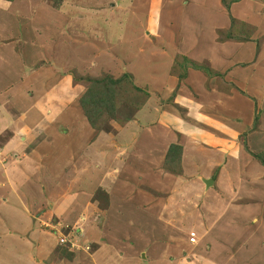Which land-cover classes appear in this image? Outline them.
Segmentation results:
<instances>
[{
	"label": "crops",
	"instance_id": "0c3cea01",
	"mask_svg": "<svg viewBox=\"0 0 264 264\" xmlns=\"http://www.w3.org/2000/svg\"><path fill=\"white\" fill-rule=\"evenodd\" d=\"M166 2L171 5L164 6L165 14L168 15V20L163 23L164 28L157 29L152 22L145 27L151 30L150 35L144 34L148 38L157 37L160 44L162 34L168 35L171 31L179 30L173 38L177 40L178 46L171 55L172 60L166 74H163L167 76L170 67H174L186 72V78L180 83L178 78L168 75L159 84L167 87L169 84L180 86L181 93L177 102L181 106L180 110H185L188 115L183 117L163 110L164 112L155 114L158 116L156 118L146 112L158 104L151 97L145 107L137 112L134 122L115 129V140L122 145V148L117 149L124 151L120 155L119 151L115 152L117 149L111 151L114 141L109 144L107 135L98 134L95 137L96 134L88 130L87 118L78 105L71 107L69 98L65 97L66 100L60 96L65 89L78 90L72 86L71 74L57 71L55 63L54 66L48 65L35 70L28 76H25L23 69L16 67L15 72L10 74L15 80L6 85L9 87L8 94L0 95V106L7 107L9 104L15 111L12 118H7L14 119L13 124L9 123L10 130H13L10 131L12 137L0 144L2 182L5 181L6 186L12 188L14 196V200L8 198L4 201L12 202L11 205L17 210L27 214L34 226V223H46L43 222L44 219L52 216L66 219V214L80 208L78 201L87 206L91 204L93 194L100 188L104 189L110 194V227L114 231L127 228L131 232L128 240L139 247L140 242L133 240V232L141 230L149 233L153 219L156 222L157 214L151 208L156 201L150 195V189L157 187L165 191L169 186L172 192L166 195L168 201L165 203L171 204L176 199L174 202L178 207L175 204L173 207H162L158 203L159 225L163 224L165 227L164 223L175 220L176 223L171 222L176 224L175 228H181L182 232L187 231L195 237L198 230H204V234L201 232V236L197 237L202 239L199 242L207 241L208 245L204 250L202 243L198 248L195 245L188 248L186 243L185 251L191 256H197L199 250V255L189 258L190 261H180L183 257L178 255L173 260L171 256L177 251L169 248L167 252L161 243L156 254L152 250V243L151 249L150 246L147 247L143 235L142 248L146 247L149 254H142L139 264H264V167L250 155L264 151V2L241 0L230 4L228 10L223 0ZM0 4H19L21 8L27 6L34 9L29 16L18 14V17L13 15L10 19L19 29L24 28L21 25L30 24L39 39H42L39 29L43 25L51 27L53 40H56L53 31L57 30L58 23H62L61 27H66L70 22L66 9L76 6L69 0H64L60 9L36 0H0ZM232 19L236 22L234 26ZM245 25L254 29L253 34L250 33L247 38L237 33L238 26ZM205 29L211 34L205 33ZM224 33L230 36L224 37ZM83 39L86 40V37ZM33 40L29 48H32L31 52L38 54L41 44L33 43ZM4 41L2 39L0 43L10 45ZM160 45L162 55L166 57L167 47L165 44ZM14 52L15 55L18 54L17 49ZM29 58L28 56L27 60ZM178 58H186L209 67L218 75L209 78L187 63L178 66ZM221 78L238 89L232 96L224 94L217 86ZM207 83L210 90L206 88ZM147 86L151 88L150 84ZM186 86L193 88L197 98L188 96ZM26 88L36 91L30 101L24 97L23 90ZM43 90L46 94L41 96L40 92ZM7 96L10 97L9 102L3 103ZM22 101L29 103L32 116L22 106L19 107ZM259 115L261 128L255 132V121ZM146 116H154L157 123L153 126H134L135 122ZM30 118L32 121L37 119L33 129L27 125ZM5 132L7 130L0 132V137ZM39 137L42 139L36 142ZM171 145L183 147L182 174L172 180L167 179V175L161 171ZM76 171L80 175L78 178L73 177ZM137 172H141V178H138ZM46 175L54 181L57 190L49 191L47 185L41 184L49 180ZM206 181H213V185L207 188ZM69 182L76 190L69 189L66 192L68 196L60 199L59 192L63 189V184ZM89 182H95V185L88 196H83L87 194L84 190ZM254 185L258 186L257 189L259 186L262 188L261 204L255 209L251 205L240 207L244 200L259 198L257 190H253ZM212 189L218 192L215 193V204L209 205ZM47 200L48 210L45 208ZM198 216L201 217L200 221ZM136 217H140L141 221ZM204 217L207 218L203 220ZM202 222L208 226L201 225ZM181 224L186 225V228ZM29 229L25 235L29 238L20 241L30 250L27 262L42 264L46 260L42 258L44 250H40V244L35 245L36 241L29 240L33 233ZM95 238L96 246L101 244L96 248L95 256L100 257L107 246L104 247L97 236ZM118 256L112 254L109 261Z\"/></svg>",
	"mask_w": 264,
	"mask_h": 264
},
{
	"label": "rangeland",
	"instance_id": "374dc122",
	"mask_svg": "<svg viewBox=\"0 0 264 264\" xmlns=\"http://www.w3.org/2000/svg\"><path fill=\"white\" fill-rule=\"evenodd\" d=\"M36 1L50 4L52 7L53 5H60L58 9L62 8L64 2V0ZM69 1L70 3H74L76 6H73L70 10L66 9V14L70 18L69 24H67L66 27L63 26V29V27H61L62 23H58V32L57 30L53 31V34L56 35V40H53L51 27L43 25V27L38 31L42 37V39H39V35H35V31L32 30L33 28L30 24H24V26L21 25V27L24 28L19 29V26L15 24L12 19H10L13 15L17 16L18 14L29 16L30 12L32 13V10L34 9L27 6L26 8H21L19 4H15L14 6H3L0 4V40L5 39V43H10V45L0 43V95L8 94L9 87L6 85L15 80V78L10 76V74L15 72L16 67L23 69L25 76H28L35 70H39L42 67L48 65L54 66L55 63L57 64V71L64 73L68 72L71 74L73 78L72 86L73 88L76 87V89H78H65L64 93H62L60 96H63V99L68 97L69 105H71V107H76L78 105L83 114L84 111L81 108L80 100L86 93L88 87L87 78H100L102 76L109 75L119 79L125 74H131L133 77V82L142 90L147 91L150 94V98L152 97L154 102L158 103L157 105L152 106L153 109H148L146 111L147 113L155 115L161 113L164 110L167 112H175L183 117L188 115L185 110H180L181 106H179L177 102L181 93L180 86L175 87L174 85L172 86L169 84L167 87L159 84L163 82L164 77H167L168 75L178 78L180 83L182 81L184 82L186 78V72L179 71L178 68L174 67H170V71H168L167 76L163 74L168 70L170 61L172 60L171 55L175 53L176 47L178 46L177 40L173 38L179 30L171 31L168 35L162 34L160 44L166 45L168 53V55L165 57L162 55L163 50L162 46L159 44V39H157V37L154 38V36H152L153 38H148L150 35L149 31L151 30H147L145 28L149 23L152 24V22L156 24L157 29L164 28L163 23L168 20V15L165 14L166 10L164 9V6L170 4L169 2H166V0ZM36 5L37 4L35 3V6ZM26 11L28 13H26ZM49 23L50 21L47 22V24ZM238 27L239 31H237V33L244 38H247L250 33L253 34L254 29L252 27ZM85 32H87L86 35H84ZM144 33H147L148 36ZM205 33L211 34L206 29ZM224 35V37L227 35L230 36L226 33H224ZM84 37H86V40L83 39ZM32 39L35 40L32 41L33 43L36 42L41 44V49H37L39 51L38 54H36L37 52L35 53L34 51L31 52L32 48H29L31 46ZM16 49L18 54L15 55L14 51H16ZM28 56L31 59L29 58L27 60ZM180 77H183V80H181ZM157 78H159V80H157ZM23 79L25 80V77H23ZM149 84L151 85V88L147 86ZM79 86L80 88H78ZM217 86L222 91H224V94L229 96H232L233 92L238 90L236 86L227 83L222 78L218 80ZM186 88V92L188 90L190 91V93L189 91L187 92V94H189L188 96L193 95L194 98H197V94L192 87L186 86ZM206 88L207 90H210L211 88L208 83ZM24 90V97L29 98L30 101L31 97L35 95V89L26 88ZM40 94L41 96H44L46 92L43 90L40 92ZM248 98L250 99L251 97ZM8 100H10L9 96H7V100L3 103L9 102ZM20 104L21 105H19V107L22 106L25 111H29L28 114L31 115L32 112L30 111L29 103H24L22 101ZM2 106H0V132L6 130L7 132L4 133V136L0 137V144L5 143L9 137H12L10 136V131L13 130H10L11 127L9 123L13 124L14 119L11 120L9 118V120H7V118L9 116L12 118L15 114L13 107L9 106V104H7V107ZM143 108H141V110ZM130 114L131 112L122 106L117 111V120H113L114 113L110 114V112H108L100 119L97 130L91 127L89 121L87 120L88 130L95 133V137H97L98 134L107 135V141L109 144H112V141H114L111 151H114L117 148H122V145L115 140V129L118 127L124 128L130 122H134L135 115L137 113L134 115L131 121L128 123L126 122L125 118L129 117ZM130 118H132V116H130ZM156 118H158V116H156ZM258 118L259 123H255V132L261 128L260 115ZM156 121L157 120L154 119V116L153 118H147L146 116L145 118L139 119L137 122H135L134 126L140 127V125L145 126L146 124H151L153 126L157 123ZM36 122L37 119L32 121L30 118L27 121V125L30 129H33L36 125ZM122 122L127 124L122 125ZM243 138L246 137L244 136ZM41 139L42 137H39L36 142L40 141ZM117 151H119L120 155L124 153V151H121V149L115 150V152ZM261 153H251L250 155H260ZM12 156H14V154H12ZM152 166H154L153 162ZM175 168L176 166L172 165L170 170ZM70 169L74 170V168ZM177 170H181L182 174V161L181 168ZM161 171H163V173L167 175V179L170 180H172L173 177H178L181 175L166 170L165 163L162 165ZM105 172L107 173V171ZM137 173L138 178H141V172ZM156 173L157 172H153V174ZM2 174L3 170L0 169V264H28L27 257L29 256L30 250L20 241L23 242L25 241L23 238H29V236L25 237L29 228V231L32 230L33 232L31 233L32 235L29 240L36 241L35 245L37 246V244H40V250H44V256L42 258H45L46 260H44L42 264H69L71 262L76 264H139L142 258L141 255L144 254V256H148L149 254L146 247V249L142 248L144 246V239L147 241V247H149L150 243H152V250L156 254L159 252V245L162 243L165 246L167 252L169 248L170 250L177 251L174 256H171L173 260H175V256L178 255L180 258L183 257V259L180 261H190L189 258H194L199 255V250L197 252V256H191L187 251H185L186 243L189 245L188 248L191 247V245H195L198 248V245L202 243L201 245L204 247V250L208 245L207 241L199 242L202 239L198 237L201 236L200 233H203L204 230H198V237H195L189 235L187 231L182 232L181 228H175V220L171 221L175 222L174 224L171 222L164 223L165 227L163 224L159 225L157 221L159 215L158 203L161 204L162 207H173L174 204L176 205L174 202L176 199H174L171 204L165 203L168 201L166 200V195L171 194L172 192V188L169 186L165 191L162 188L157 187L155 188L156 190L154 188L150 189V195L156 201L153 202V205H151L153 212L157 214L155 215L156 222L154 223L153 219L149 233H144L141 230L133 232L135 236L133 240L140 242L138 245L139 247H137L135 242L132 243L130 240H128V238L130 239L129 235L131 232H129L127 228H119L114 231L112 230V227H110L111 224L109 220L111 217L109 214V207L111 202L110 194L107 193L108 191L106 192V190L101 188L98 189L90 200L91 204H88L87 206L78 201L80 208L74 209L69 215L66 214V219L63 217L58 218L56 216H52L50 219H44L43 222L46 223H34L33 226L32 220L27 214L17 210L11 205L12 202L4 201L8 200V198L10 200H14V196L12 195V188L6 186L5 181L2 182ZM153 174L149 175L150 178ZM78 175L79 172L76 171L75 176L73 177L78 178L80 176ZM108 176H110V174ZM146 176H148V174ZM54 177L56 176L54 175ZM46 178L49 179L51 177L46 175ZM2 184L4 186H2ZM41 184L45 186L47 185V189L49 191L57 190L52 179H49L45 184ZM57 185L60 184L57 183ZM94 185L95 182H89L86 185V189L84 190L87 194L83 196H88V194L92 192ZM254 186L255 188L253 190H257L256 195H258L259 198H251L248 201L244 200L242 204H240V207L244 205H251V207L255 209L258 207V204H261L262 188L259 186L257 189L258 186ZM69 189L76 190L72 188L70 182L68 184H63V189L60 190V192L57 191L59 192L60 199H64L65 196H68V193L66 192ZM100 190H103V192L106 194L103 192L99 193L98 191ZM217 192L218 191L216 189H212V192L210 193L211 195L209 197V205H212L213 203L215 204V193ZM86 201H89V199ZM46 204L47 205L45 208L48 210V200ZM176 207H178V205H176ZM199 208H201V206H199ZM50 210L52 211V209ZM206 218L207 217H204L203 220ZM137 219L141 221L140 217ZM197 219L200 221L201 217L198 216ZM34 220L35 219L33 218V221ZM201 225L208 226V224H204L203 222ZM182 227L186 228V225H182ZM138 228H141V224H139ZM96 236L100 242H103L104 247L107 246V249L100 253V257L95 256V252L97 250L96 248H99L101 245L98 244L99 247L96 246L94 240L96 239ZM117 251H119V253H117ZM112 254L114 256H119L110 262L109 258H112ZM128 258H131V260ZM91 261L95 262L92 263Z\"/></svg>",
	"mask_w": 264,
	"mask_h": 264
},
{
	"label": "trees",
	"instance_id": "16d2710c",
	"mask_svg": "<svg viewBox=\"0 0 264 264\" xmlns=\"http://www.w3.org/2000/svg\"><path fill=\"white\" fill-rule=\"evenodd\" d=\"M4 1H14V0H4ZM241 0H223V4L225 8L228 10L230 4L238 3ZM230 2V3H228ZM62 3V2H61ZM60 5H53L54 8L58 9ZM235 20L232 19L233 26L235 25ZM246 26V25H245ZM246 42L248 39H244ZM176 63L178 66H184L186 63L190 66L201 70L206 74L209 78L213 75H218L216 72L211 70L209 67L204 65H199L197 63H193L192 61L184 58L176 59ZM181 78V77H180ZM183 80V77L181 78ZM87 90L86 93L82 96L80 100L81 108L84 111V114L87 120L90 123V126L95 130L98 128V123L102 116L106 113L110 112L114 113L113 120H117V111L120 107L124 106L126 110L130 111L132 118L127 117L126 122L128 123L134 117V115L141 110L148 102L150 98V94L147 91L139 88L134 82L131 74H125L121 78L116 79L112 76L105 75L100 78H87ZM139 99V102H138ZM256 123H259V118H256ZM127 123L122 122V125H126ZM183 155V147L180 145H171L168 154L166 156L165 168L170 172L181 174V170H177L181 168V161ZM259 164L264 167V152L260 155H252ZM175 165L176 168L170 170V167ZM102 193L103 190L98 191ZM106 194L105 192H103ZM108 202V197H107Z\"/></svg>",
	"mask_w": 264,
	"mask_h": 264
},
{
	"label": "water",
	"instance_id": "95a60500",
	"mask_svg": "<svg viewBox=\"0 0 264 264\" xmlns=\"http://www.w3.org/2000/svg\"><path fill=\"white\" fill-rule=\"evenodd\" d=\"M262 2H264V0H261ZM213 181H206V186L207 188L211 187L213 185L212 183Z\"/></svg>",
	"mask_w": 264,
	"mask_h": 264
}]
</instances>
